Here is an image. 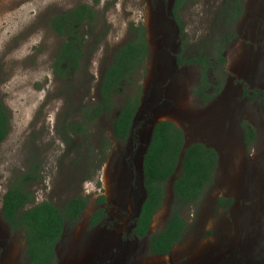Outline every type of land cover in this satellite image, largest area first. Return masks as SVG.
<instances>
[{
	"label": "rangeland",
	"instance_id": "374dc122",
	"mask_svg": "<svg viewBox=\"0 0 264 264\" xmlns=\"http://www.w3.org/2000/svg\"><path fill=\"white\" fill-rule=\"evenodd\" d=\"M174 1L0 0V102L10 117L0 143V264H29L24 232L2 217L3 197L29 158L41 162L40 179L30 186L35 203L62 207L74 196L89 197L80 221L67 225L56 245V264H264V116L253 95L264 89V0H238L243 14L231 24L222 15L228 0H185L176 17ZM79 4L91 5L95 20L80 28L81 68L59 78L53 63L64 37L50 18ZM139 24L149 52L135 83L115 95L112 110L91 119L104 69ZM195 56L212 65L205 91L223 84L207 102L194 92L201 65L186 62ZM139 86L131 135L116 139L113 120ZM161 119L180 127L187 145L216 148L219 162L214 185L197 204L180 208L187 223L182 241L167 255H152L149 237L133 229L146 195L143 158ZM70 122L84 130L67 134ZM245 124L254 129L248 140ZM175 177L150 234L168 222ZM222 197L232 203L220 206ZM100 209L105 216L90 226Z\"/></svg>",
	"mask_w": 264,
	"mask_h": 264
},
{
	"label": "trees",
	"instance_id": "16d2710c",
	"mask_svg": "<svg viewBox=\"0 0 264 264\" xmlns=\"http://www.w3.org/2000/svg\"><path fill=\"white\" fill-rule=\"evenodd\" d=\"M184 2L185 0L174 1V16ZM223 10L222 15L228 24L238 20L243 14V6L238 0H228ZM95 16V9L88 4H79L67 12L51 16L50 26L64 37L53 63L57 77L69 76L71 72L81 68L85 56V35L80 28L85 23L91 24ZM221 50L222 47L218 50V55L224 63L226 60ZM148 52L144 25H133L132 37L115 49L112 60L101 75L98 86L100 100L96 109L92 110V115L90 114L91 119L113 109V98L123 92L127 85L135 83L134 77L143 66ZM186 62L198 63L202 67V83L194 92L206 102L214 99L222 90L223 84L218 83L212 92L205 91L206 74L212 66L208 59L195 56ZM141 90L139 86L135 93H127L125 102L119 108L112 127L116 139L125 140L131 135L135 117L141 106ZM254 96L259 97L264 116V89L255 92ZM9 118L6 106L0 102V143L9 133ZM67 126V134L84 130L83 124L75 122H70ZM244 128L248 140V136L254 135V129L247 124ZM184 145L185 133L174 122L160 121L155 124L143 160L147 196L133 229L139 237H149L148 251L152 255H167L182 241L187 223L180 208L197 204L206 190L215 183L219 153L216 148L203 142L194 143L185 149L180 172L177 173ZM30 160L32 159L29 158L27 169L12 179L3 197L2 217L13 230L24 232L29 264H56V245L67 225H75L80 221V216L89 203V197L74 196L62 207L50 201L35 203L36 197L30 186L40 179L41 162ZM173 176L176 177L172 183L173 200L168 222L162 230L150 234L152 220L166 202L168 186ZM232 200L222 197L220 204L230 205ZM104 201V196L98 198L99 203ZM104 216L103 209L95 212L90 218V226H96Z\"/></svg>",
	"mask_w": 264,
	"mask_h": 264
},
{
	"label": "water",
	"instance_id": "95a60500",
	"mask_svg": "<svg viewBox=\"0 0 264 264\" xmlns=\"http://www.w3.org/2000/svg\"><path fill=\"white\" fill-rule=\"evenodd\" d=\"M163 120H165V119H161V120H158V121H156L155 122V124H157L158 122H160V121H163ZM155 124H154V126H155ZM154 129V128H153ZM152 133H153V131H152ZM151 137H152V134H151ZM151 137H150V141H151ZM150 141H149V143H150ZM194 144V143H193ZM149 145V144H148ZM192 145V144H191ZM190 145H187L186 144V142H185V145H184V150H183V152L181 153V157H180V164H179V168H181L180 166H181V162H182V160H183V157H184V155H185V149L186 148H188ZM143 160H144V158H143ZM143 166V165H142ZM178 168V169H179ZM172 180V179H171ZM172 192V183H171V186H170V193Z\"/></svg>",
	"mask_w": 264,
	"mask_h": 264
},
{
	"label": "flooded vegetation",
	"instance_id": "af4514ba",
	"mask_svg": "<svg viewBox=\"0 0 264 264\" xmlns=\"http://www.w3.org/2000/svg\"><path fill=\"white\" fill-rule=\"evenodd\" d=\"M253 95H254V93H253ZM144 180V179H143ZM215 182H216V180H215ZM145 190H146V188H145ZM146 196H147V191H146V195H145V197H144V199H143V201H142V203H141V205H140V207H139V209L137 210V218H138V216H139V214H140V211H141V207H142V204H143V202H144V200L146 199ZM220 206H222V207H226L227 205H226V203H223V204H221ZM136 218V219H137ZM136 221V220H135ZM136 226V225H135ZM135 228V227H134ZM151 229V228H150ZM134 233V232H133ZM149 233H151V231H149ZM135 235H136V233H134ZM137 237H138V235H137Z\"/></svg>",
	"mask_w": 264,
	"mask_h": 264
}]
</instances>
